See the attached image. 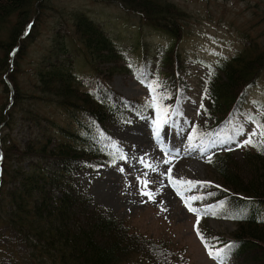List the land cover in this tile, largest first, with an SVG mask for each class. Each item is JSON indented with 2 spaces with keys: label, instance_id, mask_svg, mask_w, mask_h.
Here are the masks:
<instances>
[{
  "label": "trees",
  "instance_id": "obj_1",
  "mask_svg": "<svg viewBox=\"0 0 264 264\" xmlns=\"http://www.w3.org/2000/svg\"><path fill=\"white\" fill-rule=\"evenodd\" d=\"M94 1H116L140 18L131 51L84 10H58L49 0H0V264H181L187 257L182 246L135 233L75 179L76 172L111 159L104 140L110 123L146 109L140 98L117 92L109 77L132 71L148 79L155 64L162 95L171 99L169 111L197 91L186 81L194 60L186 45L187 15L168 0ZM145 28L165 40L149 42ZM35 43L46 44L39 49ZM219 66L222 76L213 72L206 84L204 125L213 126L196 128L201 137L229 132L220 127L257 86L264 46L249 40ZM25 73L30 90L18 82ZM48 109L64 113V124L45 115ZM242 155L214 157L221 186L216 198L237 227L213 241L236 264H264V145ZM172 250L178 253L170 261Z\"/></svg>",
  "mask_w": 264,
  "mask_h": 264
},
{
  "label": "rangeland",
  "instance_id": "obj_2",
  "mask_svg": "<svg viewBox=\"0 0 264 264\" xmlns=\"http://www.w3.org/2000/svg\"><path fill=\"white\" fill-rule=\"evenodd\" d=\"M168 1L186 13L187 16L183 20L188 38L186 45H195V49L206 59L205 63H215L220 57L239 50L249 40L264 45V0ZM49 5L63 11H68V8L84 10L103 26L119 46L130 51L133 49L132 39L139 34L140 18L134 13L125 11L116 1L96 3L94 0H49ZM49 12L50 8H46L41 20H44ZM48 33L49 31L43 29L41 36H47ZM144 33L145 39L149 42L165 40L156 37L153 31L147 28L144 29ZM45 44L35 43L39 49H43ZM181 47L184 50L185 41L182 42ZM157 54L160 56L161 52L158 51ZM152 68L155 69L156 65L152 64ZM78 69L88 75L86 67L79 66ZM154 69L151 73L153 79H142L134 72L126 71L112 75L109 81L117 92L127 98L140 96L150 99L148 84L156 81ZM27 76L28 73H25L18 79L23 90H30V87H26ZM158 90L157 87L155 89L157 94ZM3 94L0 84V105L5 99ZM251 95V98L260 104L254 108L255 114L261 119L259 126L244 119L241 123L246 128L240 132L237 142L224 134L220 136L221 143L217 146L232 149L238 157L243 156L242 149L246 146L243 141L249 138V134H252L251 139L254 142L264 140V136L260 135L264 129L261 127L264 126V73ZM203 102L205 104V99L203 100V96L200 95L195 102L187 103V114L199 121L202 114L197 107ZM31 106L34 108V105ZM245 106L253 108L250 103ZM43 113L64 124V113L58 111L54 113L52 109ZM156 119L157 114L141 119L134 114L122 125L110 123L109 132L116 140L112 147L120 151L125 158L120 157L115 164L108 167L100 166L76 172L77 185L80 189L86 190L97 203L111 209L115 217L123 218L135 233L141 235L146 233L152 240L159 242L166 240L175 248L182 246L187 255L183 264H235L231 259L223 258L221 254L219 260L215 256H210L205 247V242L212 246L209 241L211 235L219 232L227 236L237 227L234 220L220 216L210 207L209 198H203L201 195L200 182H220L218 172L210 165L212 147L190 140L188 130H174L168 123L160 125L159 140H157L154 135L156 126L153 124ZM17 131L18 127L15 128V133ZM22 133L23 131H20L19 136H16L21 138ZM201 146L205 149L203 152L200 150ZM165 159L168 160L167 163H164ZM146 164H151L158 170L146 167ZM169 168H171L170 175L177 178L175 187L167 175H161L168 173ZM181 177L184 181L198 183H195V186L181 184L179 183ZM141 180L148 183L142 184ZM142 189L151 191L153 198L149 199L147 195H142ZM177 189L183 194L184 199L177 194ZM205 195L208 193L205 192ZM193 196L198 199H190ZM185 199L193 208L205 210V213L200 214L203 220L199 219L198 225L196 212L188 210ZM200 199H203L204 205L199 203ZM212 248L217 249L213 246ZM172 252L170 261L177 257L178 253L176 250Z\"/></svg>",
  "mask_w": 264,
  "mask_h": 264
},
{
  "label": "snow or ice",
  "instance_id": "obj_3",
  "mask_svg": "<svg viewBox=\"0 0 264 264\" xmlns=\"http://www.w3.org/2000/svg\"><path fill=\"white\" fill-rule=\"evenodd\" d=\"M160 84H159V81H154L153 83H150L148 84V90H149V93L151 94L150 96V99L149 100H146L145 103H144V106L146 107H152V108H155L156 109V112H157V119L153 121V124L156 126V130L154 131V135L156 137L157 140H159V127L160 125L164 124V123H167V115L166 113L169 111V109L167 107H165L162 103H161V96L159 94L156 93L155 89L157 87H159ZM161 115H163V119H161ZM259 126V125H258ZM261 127H264V126H261ZM243 127L241 126L239 128V131H243ZM251 135L252 134H249V138L244 140L243 143L244 144H253L255 146V142L251 139ZM260 135L264 136V131H261ZM189 139L191 140L192 137H189ZM201 152H203L205 149L203 146H201L200 148ZM125 157L123 155H121V159H124ZM142 163L144 162L143 159L141 161ZM168 160L165 159L164 163H167ZM146 167H150V168H153V170H158V169H155L153 165L151 164H146ZM122 170V169H121ZM171 173V168H169L168 170V173H161V175H167L168 176V179L170 182H173V187H175V181L177 178L175 177H172L170 175ZM139 179V178H138ZM141 183L142 184H147L148 181H144V180H141ZM179 183L183 184V183H187L189 185H192V186H195V183H198V182H193V181H184V179L181 177L179 178ZM141 194L142 195H147L149 197V199H152V193L151 191H145L144 189L141 190ZM177 194L181 195L182 199L183 198V194L180 192L179 189H177ZM190 199L192 200H195V199H198V197L196 196H193L191 197ZM185 206L188 208L189 211H192V212H196L197 213V222L199 221V217H200V213L197 209L193 208L189 203H188V200L185 199ZM162 203V202H161ZM162 210H165L166 209H162ZM213 215H215L213 213ZM197 232H198V235L200 234L199 233V230L197 229ZM203 239V237H201ZM205 247L208 249L209 251V255L210 256H215L216 259H221V256H220V253L222 251H224V249H213L210 245L207 244V242H205Z\"/></svg>",
  "mask_w": 264,
  "mask_h": 264
}]
</instances>
